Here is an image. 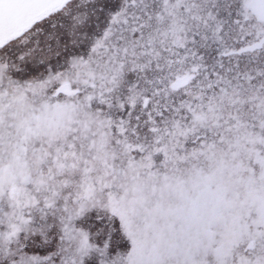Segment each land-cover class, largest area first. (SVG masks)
I'll list each match as a JSON object with an SVG mask.
<instances>
[{"label":"snow or ice","instance_id":"snow-or-ice-1","mask_svg":"<svg viewBox=\"0 0 264 264\" xmlns=\"http://www.w3.org/2000/svg\"><path fill=\"white\" fill-rule=\"evenodd\" d=\"M0 264H264V0H0Z\"/></svg>","mask_w":264,"mask_h":264}]
</instances>
